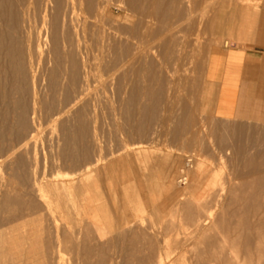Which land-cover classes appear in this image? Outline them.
<instances>
[{
	"label": "rangeland",
	"instance_id": "374dc122",
	"mask_svg": "<svg viewBox=\"0 0 264 264\" xmlns=\"http://www.w3.org/2000/svg\"><path fill=\"white\" fill-rule=\"evenodd\" d=\"M67 2L0 0V18L12 27L16 77L11 111L7 100L0 102V159L11 153L0 161V174L11 176L13 185L0 182V235L14 237L28 216L25 228L53 231V217L60 214H40V202L27 192L34 176L71 174L96 155L114 162L122 157L116 177H123L124 188L104 194L102 202L111 216L117 207L125 210L134 221L129 230L139 229L141 236L109 233L108 240L115 239L99 243L95 264H155L158 251L163 264H241L228 244L215 262L205 252L221 250L214 243L226 233L236 237L239 258L255 244L264 220V121L215 120L204 68L208 55L225 46L264 56V0ZM85 74L87 97L64 112ZM197 165L199 177L192 179ZM184 203L193 204L201 220L208 216L199 231ZM98 213L104 222V212ZM62 220L57 223L79 225L73 215L71 224Z\"/></svg>",
	"mask_w": 264,
	"mask_h": 264
},
{
	"label": "bare ground",
	"instance_id": "6f19581e",
	"mask_svg": "<svg viewBox=\"0 0 264 264\" xmlns=\"http://www.w3.org/2000/svg\"><path fill=\"white\" fill-rule=\"evenodd\" d=\"M1 2H2V0H1ZM67 3L69 5H73V0H68ZM2 4L4 5V3H2ZM0 11L2 13V10H0ZM3 14H4V12H3ZM44 17H45V15L42 16V23H41L40 31H42V29H44V27H45V29L43 30V33H44L43 37H44V39H46V37H48L47 34L49 32L47 33V31H46V28H47L46 24H48V23L45 22ZM24 19H23V22H24ZM29 20H30V18H29ZM30 22H28V23H30ZM30 27H32V26H30ZM11 28L12 27H11V23H10L9 19L4 18L1 20V18H0V102L7 100V102L5 103V106H6L5 108L7 109L6 111L10 110V104H11L10 99L12 98L13 82L16 79V77L14 78V73H13V71H14L13 70L14 56H13V34L11 31ZM26 31H28V30L26 29ZM33 34H35V33H33ZM34 40H35V38H34ZM82 77H84V76H82ZM86 77L87 76L85 74V78H84L85 81L83 82V84H81L77 95L75 97L72 96L74 99H73V101H71L72 103L69 105L67 110L64 112H68L73 106L76 105L78 100L82 99L83 96L86 94V91H87V78ZM37 78H39V76ZM82 81H81V83H82ZM88 81H89V79H88ZM14 83H16V82H14ZM78 83H80V81ZM88 83H90V82H88ZM75 85H77V84H75ZM89 85H91V84H89ZM60 114L61 113H59V116H60ZM32 133H34V132H32ZM26 137H29L28 138L29 141L36 140L35 134H31L30 136H27V134H26ZM14 148L15 147H13V150H14ZM139 148H140L139 146H136L134 148L133 153L134 154L137 153V150H139ZM17 150H18V148H17ZM10 154H5V156H3L0 159V161L8 160V158L10 157ZM83 158H84V156H83ZM106 160H105V157L102 158L101 155H96L93 158L85 159L79 165L77 164L78 166L77 167L75 166L76 168L74 167L75 169L71 174L68 173L67 175L60 177L58 175V173H55V172L51 173V171H50V174L49 173H48L49 175L47 174L48 176L44 175L42 178H39L40 176L39 177L34 176L33 180L31 178L30 180H32V181H31V184L29 185L27 192L29 191L31 193V195H34L38 199V201L40 202V210H39L40 214H42L43 211H47L46 214L48 215V212L54 211V213H55V210H56V212H59L60 216L58 218L57 217L54 218L51 215L53 217V223H54L53 231H48L51 227H49L48 230H45L46 228L45 229L44 228H28L27 229V228H25L28 225L27 223L31 222L32 220L30 221L28 219L29 218L28 215H27L28 218L22 217L23 221L21 222V225L18 224L22 229H20L18 234H16L14 237H10L7 234L8 232L6 234L0 235V241L2 240V242L0 243V264H95L93 258H94V255L96 253V250H99V243H100V246H104L101 244L106 240L109 242V241L115 239V237H117L119 239L120 238H126L128 231H131L130 234L128 232L130 239H135V238H138V236H141V234H139V232H138L139 229H135V230L130 229L129 230V227L131 226V224L134 221L132 218H130V216H128V214L125 210L119 211L118 207H117V210L115 211V214H113V216H111L112 214H108V212H107V208L105 207V206H107V204L105 205V203H106L104 201L105 199H102V198H103V195L106 193L111 195L112 193H115L116 189L124 188V179H122L123 177L120 179H118L116 177V174H117L116 169L118 168L119 164H121V165L124 164V161H123L122 157H120L118 159V161L115 160L116 162L113 161L114 159L110 160L111 162L106 161ZM53 161H55V160H53ZM200 170H201L200 166L197 165L195 172H194V175H193L194 178H192V179H197L199 177ZM37 175H38V173H37ZM40 175H41V173H40ZM61 175H63V174H61ZM8 176L9 175L3 176L0 174V182L2 183L1 185H4L7 189H9L10 187L12 188V186H13L11 183V179H10L11 176L10 177H8ZM190 178H191V175H190ZM187 179H188V177L184 176V180H185L184 184L187 182L186 181ZM168 181H170V180H168ZM181 183L183 184V182H181ZM196 185H198V183ZM18 188H19V186H18ZM120 191H121V189H120ZM14 193L16 194V191ZM196 193H197V191H196ZM17 195H18V193H17ZM21 195H23V194H21ZM6 199H5V201H6ZM102 201H104L105 203H103ZM107 202H108V200H107ZM2 203H4V202H2ZM35 203H37V202H35ZM176 205H177V203H176ZM192 205L190 203H184L183 204L184 209L187 210V211H185L187 213L186 214L187 217L192 218V219L195 218V222H196V225H197V228L199 231L200 228H202L201 223L202 222L204 223V221L207 219L208 216L205 215L206 218H204L202 220L199 217H196L195 216L196 211L194 212ZM254 207H255V205H254ZM32 210H33V208H32ZM100 210L104 212V214H103L104 222L102 221V219L98 213ZM33 211H31V212H33ZM30 214L31 213H29V215ZM198 214H200V213H198ZM72 215L77 220L76 222H78V224H79L78 227L75 228L73 226V228H72V227H68L67 225H65V226H67V227H65V226H63V224L57 223V221H61L62 219L66 220V222H67V218H69V217L71 218ZM32 218H35V217L33 216ZM48 218H49V216H47V219ZM201 218H203V216ZM260 218H261V216H260ZM19 220H21V218H19ZM34 220L36 221L37 218ZM48 220H47V222H48ZM13 222H15L14 219H13ZM42 222H43V220H42ZM66 222H65V224H66ZM69 222H67V223L71 224L72 221L70 223ZM105 223H107V224H105ZM206 223H204V225ZM59 224H61V226L65 227V228L61 227L62 229H60ZM18 225H17V227H18ZM133 225L134 224H132V226ZM12 227H13V225H12ZM32 227H35V226H32ZM253 227H255V225ZM253 227H251V228H253ZM263 227H264V220H260L259 226L256 228V232H255V244H254L253 248L250 249L249 251H247L246 253H244V256H242L241 258L238 257L239 254H237L238 252L234 249V246H235L234 244H236V240H235L236 237L233 235H229L228 233L224 234L222 236V238L220 239V241L218 240L219 241L218 243H214V245L218 244L217 247H218V249H221V250H216V247H215L214 250L210 249L208 252H205V256L207 255L206 257H208L210 260H213L214 262L219 260V259H222L221 254H223L224 252L221 253V251L226 246V244H228L229 248H230L229 253H233V255L235 256L234 258H235V260H237V262L240 261L241 264H252V263L253 264H264V228ZM132 228H134V226ZM11 229H13V228H11ZM244 229H245V227H244ZM43 230L46 233V237H42V233L44 232ZM1 232H4V231H1ZM113 232H114L115 237L112 235V237H114V238L111 240H108L107 235H109V233L113 234ZM242 232H244V231L242 230ZM12 234H10V235H12ZM143 235H144V233H143ZM153 241H154V239H153ZM251 243H253V241ZM205 245H206V243H205ZM212 246H213V244H212ZM151 247H152V245H151ZM202 247L205 248V246H202ZM210 248H212V247H210ZM223 251H224V249H223ZM149 254L150 253H148V255ZM161 255L162 254H160L158 251V255H157L155 264H163V261H164L163 258L164 257L162 258ZM224 256L227 257L226 255H224ZM228 258H229V256H228ZM224 259L226 260L227 258H224ZM232 259H233V257H232ZM225 260H223V261H225ZM209 262L211 263L212 261H209ZM225 262H227V261H225ZM112 263H113V261L109 260L107 264H112ZM228 263L230 264L231 262L228 261ZM198 264H200V263H198Z\"/></svg>",
	"mask_w": 264,
	"mask_h": 264
},
{
	"label": "crops",
	"instance_id": "0c3cea01",
	"mask_svg": "<svg viewBox=\"0 0 264 264\" xmlns=\"http://www.w3.org/2000/svg\"><path fill=\"white\" fill-rule=\"evenodd\" d=\"M241 14L251 16L245 10ZM262 31L264 34V26ZM204 78L212 90L211 111L215 120L264 121V56L225 46L208 55Z\"/></svg>",
	"mask_w": 264,
	"mask_h": 264
},
{
	"label": "built area",
	"instance_id": "2783aa9c",
	"mask_svg": "<svg viewBox=\"0 0 264 264\" xmlns=\"http://www.w3.org/2000/svg\"><path fill=\"white\" fill-rule=\"evenodd\" d=\"M183 180H184V177L180 181H183Z\"/></svg>",
	"mask_w": 264,
	"mask_h": 264
}]
</instances>
